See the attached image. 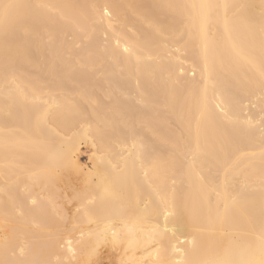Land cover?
Wrapping results in <instances>:
<instances>
[{"label":"bare ground","instance_id":"bare-ground-1","mask_svg":"<svg viewBox=\"0 0 264 264\" xmlns=\"http://www.w3.org/2000/svg\"><path fill=\"white\" fill-rule=\"evenodd\" d=\"M0 264H264V0H0Z\"/></svg>","mask_w":264,"mask_h":264},{"label":"rangeland","instance_id":"rangeland-1","mask_svg":"<svg viewBox=\"0 0 264 264\" xmlns=\"http://www.w3.org/2000/svg\"><path fill=\"white\" fill-rule=\"evenodd\" d=\"M87 156H88V154H87V150H86V148L85 147H81L80 148V154H79V161L81 162V163H86L87 162Z\"/></svg>","mask_w":264,"mask_h":264},{"label":"snow or ice","instance_id":"snow-or-ice-1","mask_svg":"<svg viewBox=\"0 0 264 264\" xmlns=\"http://www.w3.org/2000/svg\"><path fill=\"white\" fill-rule=\"evenodd\" d=\"M12 6L11 5H8V4H5V5H3L2 6V8L4 9V14L5 15H7V10L9 9V8H11Z\"/></svg>","mask_w":264,"mask_h":264}]
</instances>
